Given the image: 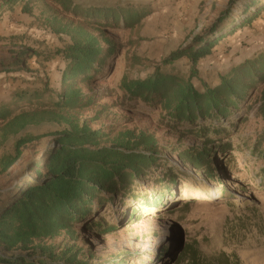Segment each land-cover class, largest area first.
<instances>
[{"label":"trees","instance_id":"16d2710c","mask_svg":"<svg viewBox=\"0 0 264 264\" xmlns=\"http://www.w3.org/2000/svg\"><path fill=\"white\" fill-rule=\"evenodd\" d=\"M47 1L61 12L53 11L46 25L54 34L70 40L59 51L65 62L62 89H51L46 80L42 88L17 91L10 101L0 102V148L16 138L13 153L0 159V176L19 162L29 145L44 138L53 140L16 182L0 193V264H95L83 249L55 241L63 234L74 238V228L79 225L103 232L112 230L114 225L102 223L105 207L121 205L125 221L140 220L144 214L168 208L175 194L171 186L177 177L166 174L160 162V145L153 135L125 131L112 139L110 134L92 129L79 116L94 103L93 97L83 92L82 84L110 65L109 58L118 51L106 31L137 27L149 11L142 7L85 9L73 0H1L0 14L18 6L23 14L32 15L34 4ZM242 1L230 0L213 25L171 52L154 73L145 79L124 77L120 83L129 105L161 110L173 130L201 140L198 145H183L174 151L197 169L214 167L211 164L221 154L219 136L230 135L231 117L242 111L248 97L264 82V49L220 73L211 83H206L198 71L199 63L212 57L218 45L237 28L251 24L264 12V2L256 0L234 9ZM253 9L256 11L252 13ZM248 14V19L229 29L232 22ZM30 52L22 51L13 59L0 61V69L24 70ZM182 59L190 62L187 76L165 71ZM258 112L264 117V91ZM44 126L59 129L42 135L26 134L31 128ZM262 136L264 140V130ZM158 169L164 175L160 173L161 178L152 182ZM16 252L20 254H11ZM180 252L178 248L162 251L159 264H171ZM127 256L100 264H127ZM188 256L187 264H232L223 255L209 258L194 251Z\"/></svg>","mask_w":264,"mask_h":264},{"label":"rangeland","instance_id":"374dc122","mask_svg":"<svg viewBox=\"0 0 264 264\" xmlns=\"http://www.w3.org/2000/svg\"><path fill=\"white\" fill-rule=\"evenodd\" d=\"M73 1L85 9L142 7L149 11L137 27L106 31L118 51L109 58L110 65H105L98 75L82 84L83 92L93 97L94 103L79 116L81 121H88L92 129L108 133L112 139L125 131L153 135L159 142L160 162L168 171L166 174L174 173L177 178L171 186L175 194L168 208L127 222L123 219L121 205L112 209L108 206L104 208L102 223L114 225L112 230L103 232L79 225L74 228V238L63 234L55 242L65 241L83 249L95 264L126 255L127 264H159L162 251L177 248L181 252L171 264H187L188 254L194 251L209 258L223 255L232 264H264V117L258 112L264 82L248 97L242 111L231 117L230 135L219 136L217 142L221 154L216 163L211 164L214 167L205 169L194 168L174 152L183 145L200 144L198 137L173 130L174 126L161 110H147L136 103L129 105L120 90L124 77L145 79L157 67H162V61L171 52L213 25L230 0ZM251 1L244 0L234 9L249 5ZM53 11L61 12L58 6L47 1L34 4L32 15L23 14L18 6L0 14V61L13 59L22 51H31L24 70L0 69V102L10 101L17 91L42 88L46 80L51 89L61 92V71L65 62L59 51H63L70 40L54 34L46 25ZM255 11L253 9L252 13ZM248 17L249 14L232 22L229 29ZM263 49L264 12L251 24L237 28L218 45L212 57L199 63L200 77L211 83L220 73L245 63ZM190 70L188 59L165 68L181 76H187ZM58 129L56 126L31 128L26 134L42 135ZM52 140V137L44 138L27 147L19 162L0 176V193L16 182ZM15 141L16 138H12L0 148V159L13 153ZM160 173L164 175L158 169V176L150 180L156 182L161 178ZM218 178L222 181L218 182Z\"/></svg>","mask_w":264,"mask_h":264},{"label":"crops","instance_id":"0c3cea01","mask_svg":"<svg viewBox=\"0 0 264 264\" xmlns=\"http://www.w3.org/2000/svg\"><path fill=\"white\" fill-rule=\"evenodd\" d=\"M64 68H62V70H63ZM62 72V71H61Z\"/></svg>","mask_w":264,"mask_h":264}]
</instances>
